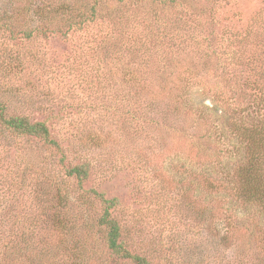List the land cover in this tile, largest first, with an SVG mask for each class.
Returning a JSON list of instances; mask_svg holds the SVG:
<instances>
[{"label": "rangeland", "instance_id": "1", "mask_svg": "<svg viewBox=\"0 0 264 264\" xmlns=\"http://www.w3.org/2000/svg\"><path fill=\"white\" fill-rule=\"evenodd\" d=\"M0 103L61 150L0 130V264H132L99 195L148 264H264V0H0Z\"/></svg>", "mask_w": 264, "mask_h": 264}, {"label": "trees", "instance_id": "2", "mask_svg": "<svg viewBox=\"0 0 264 264\" xmlns=\"http://www.w3.org/2000/svg\"><path fill=\"white\" fill-rule=\"evenodd\" d=\"M0 130L15 138H34L39 140L42 144L50 147L56 151H61L58 143L52 138L48 129V125L45 122L37 121L30 122L27 118L18 116H7L6 108L4 104L0 103ZM256 137L259 132L255 134ZM249 139V138H248ZM258 140V139H257ZM257 140H252L257 141ZM259 163L257 154H252L250 160L245 162L244 172L246 174L254 173L255 175H261L260 166L256 167L255 164ZM249 175V174H248ZM68 176L76 179L79 183H83L89 179L90 167L88 164H77L68 171ZM249 178L253 181V178L249 175ZM248 189L253 190V182H245ZM244 188V187H243ZM100 201L105 205L102 216L99 219V225L106 230V242L108 249L113 256H119L121 258L129 259L132 264H148L145 259L127 253L120 242V230L119 226L110 217V210L114 207L113 200H106L102 195H99Z\"/></svg>", "mask_w": 264, "mask_h": 264}]
</instances>
